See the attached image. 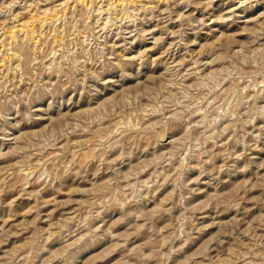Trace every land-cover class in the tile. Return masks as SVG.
Masks as SVG:
<instances>
[{"label": "rangeland", "instance_id": "obj_1", "mask_svg": "<svg viewBox=\"0 0 264 264\" xmlns=\"http://www.w3.org/2000/svg\"><path fill=\"white\" fill-rule=\"evenodd\" d=\"M0 264H264V0H0Z\"/></svg>", "mask_w": 264, "mask_h": 264}, {"label": "bare ground", "instance_id": "obj_2", "mask_svg": "<svg viewBox=\"0 0 264 264\" xmlns=\"http://www.w3.org/2000/svg\"><path fill=\"white\" fill-rule=\"evenodd\" d=\"M109 2V1H108ZM99 5V4H98ZM118 6V5H117ZM109 7V6H108ZM98 10V9H97ZM108 13V12H107Z\"/></svg>", "mask_w": 264, "mask_h": 264}]
</instances>
